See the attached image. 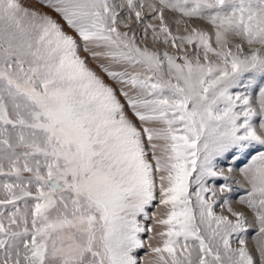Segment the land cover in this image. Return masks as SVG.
I'll use <instances>...</instances> for the list:
<instances>
[{
  "label": "snow or ice",
  "instance_id": "obj_1",
  "mask_svg": "<svg viewBox=\"0 0 264 264\" xmlns=\"http://www.w3.org/2000/svg\"><path fill=\"white\" fill-rule=\"evenodd\" d=\"M0 264H264V0H0Z\"/></svg>",
  "mask_w": 264,
  "mask_h": 264
},
{
  "label": "rangeland",
  "instance_id": "obj_2",
  "mask_svg": "<svg viewBox=\"0 0 264 264\" xmlns=\"http://www.w3.org/2000/svg\"><path fill=\"white\" fill-rule=\"evenodd\" d=\"M250 245H251V240H250Z\"/></svg>",
  "mask_w": 264,
  "mask_h": 264
}]
</instances>
